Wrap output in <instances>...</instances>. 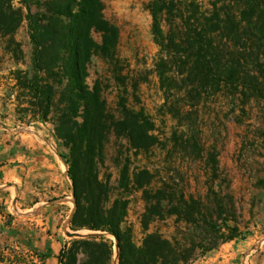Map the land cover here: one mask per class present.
Instances as JSON below:
<instances>
[{
    "label": "trees",
    "instance_id": "trees-1",
    "mask_svg": "<svg viewBox=\"0 0 264 264\" xmlns=\"http://www.w3.org/2000/svg\"><path fill=\"white\" fill-rule=\"evenodd\" d=\"M22 2L34 43L33 74L30 79L27 75L17 79L31 93L33 114L41 120H47L55 105L51 90L42 86L43 73L57 69L60 81H66L56 135L70 149L61 156L68 165L75 200L71 228L97 232L65 244L59 252L60 263L111 264L113 242L106 234L117 239L119 264H192L223 243L244 240L249 231L230 227L223 218L226 207L214 189L215 177L208 181L210 193L204 202L183 193L178 196L173 182L167 180H161L158 188L151 187L154 176L145 171L149 175L146 182L130 181L126 174L121 179V186L132 184L143 191L144 229L148 231L157 218L176 214L185 230L182 239L153 231L145 234L140 245L134 241L131 228L123 229L127 195L122 192L111 200L109 185L99 177L97 159L110 126L98 85L87 83L92 56L114 54L117 30L104 20L101 0H46L45 12L34 11L40 0ZM149 9L152 34L160 47L158 71L164 87L169 80L181 83L179 90L183 88L191 106L225 87L234 93L242 84L246 98L251 95L247 92L258 90L260 83L248 69L253 61L248 62L247 50L264 48V0H208L207 7L201 0H150ZM22 19V8H15L11 0H0V33L15 31ZM93 30L103 32L101 44L93 39ZM239 41L244 53L236 45ZM262 53H256L254 63L262 64ZM123 108L118 129L132 147L148 149L155 138L151 118L144 110L135 111L125 104ZM208 166L216 171V156H211Z\"/></svg>",
    "mask_w": 264,
    "mask_h": 264
},
{
    "label": "rangeland",
    "instance_id": "rangeland-1",
    "mask_svg": "<svg viewBox=\"0 0 264 264\" xmlns=\"http://www.w3.org/2000/svg\"><path fill=\"white\" fill-rule=\"evenodd\" d=\"M22 1L11 0L15 8L23 10L18 28L13 32L0 33V76L11 78L10 83H14L10 86L16 89L14 100L10 101V95L2 97L0 124L6 122L5 117L10 113L17 115L18 120L30 114L31 119L47 124L56 139L59 153L69 154L70 149L56 135L57 120L64 107L60 104V97L66 81H60L57 69L55 73H43L45 81L42 86L51 90L55 105L47 120H41L33 114L31 93L17 79L26 75L30 79L33 74L34 43L29 33L27 9ZM40 1V6L33 7L34 11L45 12L46 0ZM101 1L103 18L117 30V41L113 55L100 53L92 56L87 83L91 87L98 85L110 126L102 154L97 159L99 177L109 185L111 200L122 192L129 200L123 229L131 228L138 245L147 232L157 231L167 237L182 239L185 230L184 223L175 214L151 221L146 231L143 226V191L132 184L127 188L121 186L123 174L130 181L146 182L149 175L145 171H148L154 176L151 187L158 188L162 185L161 180H167L173 182L178 196L183 193L188 199L204 202L208 201L210 193L208 181L215 177L214 189L224 199L226 213L223 218H226L227 225H238L242 230H248L249 234L244 240L221 244L192 264H256L263 252L253 251L257 246L264 245V55L261 65L254 63V57L256 53L264 54V48L256 46L247 50L248 62L253 61L248 69L253 71L251 74L260 83L257 91L247 92L251 94L249 98L243 95L244 87L240 84L234 93L225 87L191 106L185 100L183 88L179 90L183 86L181 83L177 85L174 80H169L163 86L158 71L160 47L152 34L150 0ZM201 1L208 6V0ZM92 37L101 44L103 32L93 30ZM236 45L244 53L242 42H236ZM8 104L12 105L11 108ZM124 104L135 111L144 110L151 118V134L155 138L148 149L132 147L122 130L118 129L117 122L124 118ZM78 121L81 122L82 118ZM212 155L218 161L216 171L208 166ZM65 165L68 167L66 162ZM71 206L69 229L66 228L68 246L75 239L97 233L71 228L74 196ZM0 208L9 222L14 215L1 205ZM72 232H80L82 236H72ZM106 236L113 242L111 264H119L117 239L109 234ZM28 254L29 261L22 252H0V264L40 262L37 252ZM34 258L37 260L34 261ZM48 264H61L59 254Z\"/></svg>",
    "mask_w": 264,
    "mask_h": 264
},
{
    "label": "crops",
    "instance_id": "crops-1",
    "mask_svg": "<svg viewBox=\"0 0 264 264\" xmlns=\"http://www.w3.org/2000/svg\"><path fill=\"white\" fill-rule=\"evenodd\" d=\"M10 81L0 76V106L6 95L14 100ZM17 117L10 113L0 124V205L14 215L8 222L0 212V252H22L28 261V252H37L38 264H48L69 240L72 183L47 124ZM253 252H263L256 264H264V245Z\"/></svg>",
    "mask_w": 264,
    "mask_h": 264
},
{
    "label": "water",
    "instance_id": "water-1",
    "mask_svg": "<svg viewBox=\"0 0 264 264\" xmlns=\"http://www.w3.org/2000/svg\"><path fill=\"white\" fill-rule=\"evenodd\" d=\"M71 235L72 236H82V234L80 232H72ZM117 247H119L118 244H117Z\"/></svg>",
    "mask_w": 264,
    "mask_h": 264
},
{
    "label": "bare ground",
    "instance_id": "bare-ground-1",
    "mask_svg": "<svg viewBox=\"0 0 264 264\" xmlns=\"http://www.w3.org/2000/svg\"><path fill=\"white\" fill-rule=\"evenodd\" d=\"M118 249V248H117Z\"/></svg>",
    "mask_w": 264,
    "mask_h": 264
}]
</instances>
